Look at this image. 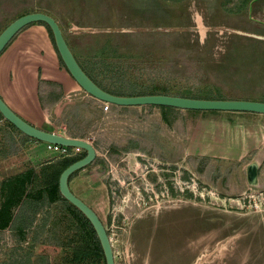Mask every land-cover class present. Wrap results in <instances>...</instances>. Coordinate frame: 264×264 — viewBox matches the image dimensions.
<instances>
[{"label": "rangeland", "instance_id": "rangeland-1", "mask_svg": "<svg viewBox=\"0 0 264 264\" xmlns=\"http://www.w3.org/2000/svg\"><path fill=\"white\" fill-rule=\"evenodd\" d=\"M27 8L59 19L113 86L264 101V0H0V29ZM75 97L57 131L69 123L97 150L71 183L103 222L115 264H264V113L103 112L99 99ZM47 194L46 226L36 215L24 240L0 229V264H103L86 261V221Z\"/></svg>", "mask_w": 264, "mask_h": 264}, {"label": "crops", "instance_id": "crops-1", "mask_svg": "<svg viewBox=\"0 0 264 264\" xmlns=\"http://www.w3.org/2000/svg\"><path fill=\"white\" fill-rule=\"evenodd\" d=\"M62 1L58 0L61 3ZM31 11L37 10L23 9L16 17ZM55 19L64 34L62 23L59 19ZM78 24L86 26L85 23ZM67 29L77 34L71 27ZM64 36L76 59L87 71L101 72L92 66L89 67L90 62L86 60L89 56L83 53L85 51L82 50L77 55L69 37L65 34ZM0 96L10 108L28 122L53 131L60 128L59 122H63L60 114L69 103H72V98L89 96L95 99L87 94L69 74L67 68L61 65L47 28L38 22H31L21 28L0 52ZM99 109L102 111L101 104ZM52 113L55 114L54 117L51 116ZM14 126L0 115V202L7 191L6 188L1 191V186L9 182L19 184L23 196L29 194L42 198L48 189L53 188L57 173L63 170L59 156L48 157L46 142L24 134ZM65 126L63 130L67 133L70 130L71 136L86 139L82 134L75 133L69 123ZM72 177L68 181L69 187L78 194L72 187ZM47 209H49L47 205L40 207L36 215L48 216ZM11 210L14 217L18 211L14 206ZM35 226L31 225L29 228Z\"/></svg>", "mask_w": 264, "mask_h": 264}, {"label": "water", "instance_id": "water-1", "mask_svg": "<svg viewBox=\"0 0 264 264\" xmlns=\"http://www.w3.org/2000/svg\"><path fill=\"white\" fill-rule=\"evenodd\" d=\"M44 21L50 27L57 51L65 64L69 74L79 86L91 96L100 101H108L119 106H137L146 104L175 106L181 109L200 110H233L264 113V101L243 98H202L164 93L119 95L111 93L98 85L82 68L73 54L62 32L58 21L43 11H31L19 15L10 21L0 31V52L13 36L31 22ZM0 113L5 119L15 125L24 134L44 142L57 143L65 146L80 147L86 151L85 155L67 165L59 175L60 193L88 218L101 244L106 264H115L113 248L107 230L96 211L81 197L74 193L68 184V176L73 171L92 162L97 155L95 146L83 137L69 136L62 132L46 130L38 127L17 114L0 96Z\"/></svg>", "mask_w": 264, "mask_h": 264}, {"label": "trees", "instance_id": "trees-1", "mask_svg": "<svg viewBox=\"0 0 264 264\" xmlns=\"http://www.w3.org/2000/svg\"><path fill=\"white\" fill-rule=\"evenodd\" d=\"M38 23L43 24L48 31V34L55 46L54 43V38H53V34L52 31L50 29V27L48 26L47 23H45L44 21H38ZM56 52L58 54L60 63L62 66L65 67L64 62L62 61L57 48L55 46ZM80 65L82 66V68L85 70V72L98 84L100 85L102 88H104L105 90L114 93V94H119V95H137V94H155V93H164V94H169L168 91L165 90H161L162 88H160L159 86H124L122 85V87L120 86H113L110 83L104 81L103 79L100 78V76H98L101 72H96V73H92L90 71H87L86 68L80 63ZM132 88V89H131ZM173 95V94H172ZM181 96H184L183 94H180ZM188 96H192V97H202V98H222V96L220 94L215 95L214 97L209 96V95H193V94H189ZM114 104H112V108H113ZM143 106H156L158 108H160L164 114V117H166V111H170V112H176V111H185L186 114L188 115H195L199 112L202 111H218V110H214V109H209V110H200V109H181L175 106H168V105H156V104H146ZM122 107H127V106H122ZM1 116H3L0 113ZM9 122V121H8ZM12 126H14L11 122H9ZM15 127V126H14ZM17 128V127H15ZM68 134L71 136L72 134L70 133V130L68 131ZM69 150L70 149H74V147L72 146H66ZM76 154H74L71 157H63L61 162H62V169H64L67 165H69L71 162H73L74 160L82 157L85 155L86 151L84 149L81 148V150L75 152ZM97 157V155L95 156ZM95 159V158H94ZM97 159V158H96ZM94 161V160H93ZM91 163V162H90ZM87 164L84 167H81L75 171H73L72 173L69 174L68 176V181L71 179V177L77 173L80 169L85 168L86 166L90 165ZM61 171H59V173H57V177L55 179V182L53 184V188L48 189L47 191L49 192L50 196L53 198L50 199L52 202L54 201H60V202H64L67 206L72 207L77 214H79V216L81 218H83L86 223L88 224V228L89 231L87 230L86 232V236L89 237L90 239H92V244H89L90 248H92L93 252L87 250L86 253L84 255L88 256L86 257V261L88 262V258L91 259H95V260H99L101 261L103 264H106L105 261V257H104V253L101 247V244L99 242V239L97 237V234L92 226V224L90 223V221L88 220V218L83 214V212L78 209L74 204H72L70 201H68L59 191V184H58V180H59V175H60ZM7 189V191L4 193V198L1 201L0 204V215L2 214V216L0 217L1 221H4L5 223H0V229H4L7 224L9 225L10 231L13 234H16V236H18V240H24L25 239V234H26V230L32 225L34 218L37 214V212L39 211L40 207H43L46 202V198L45 197H38L36 195H29V194H25L23 196V190L21 188V186L19 184L16 183H7V184H3L1 186V191H3L4 189ZM54 190V191H53ZM47 192V193H48ZM46 193V194H47ZM47 194V195H49ZM14 206V208L17 209V213L15 214L14 217H12V210L11 207ZM51 216V211L48 210V216ZM45 220L44 222H42V224H47V220H49V218L47 216H44ZM15 218V219H12ZM83 256V255H82ZM80 257L79 256H70L67 257V259L70 261V263L72 264H80ZM15 264V263H14Z\"/></svg>", "mask_w": 264, "mask_h": 264}, {"label": "built area", "instance_id": "built-area-1", "mask_svg": "<svg viewBox=\"0 0 264 264\" xmlns=\"http://www.w3.org/2000/svg\"><path fill=\"white\" fill-rule=\"evenodd\" d=\"M112 107V103L108 102V101H101V109L103 112H109L111 110ZM46 148L49 151H53V152H58L61 154H66L68 155L69 153V149L65 146V145H60L57 143H50V142H46ZM75 152L81 150L80 147H74ZM111 241V239H110ZM112 244V243H111Z\"/></svg>", "mask_w": 264, "mask_h": 264}]
</instances>
